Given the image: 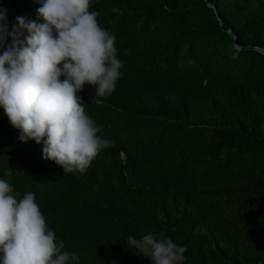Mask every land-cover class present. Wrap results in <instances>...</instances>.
Returning a JSON list of instances; mask_svg holds the SVG:
<instances>
[{"label": "trees", "instance_id": "1", "mask_svg": "<svg viewBox=\"0 0 264 264\" xmlns=\"http://www.w3.org/2000/svg\"><path fill=\"white\" fill-rule=\"evenodd\" d=\"M207 1L91 0L124 66L101 103L79 93L114 142L85 173L21 141L0 107V179L35 193L79 264H151L126 249L149 232L186 247L183 264H264V0ZM41 6L0 0L9 31L42 23Z\"/></svg>", "mask_w": 264, "mask_h": 264}, {"label": "clouds", "instance_id": "2", "mask_svg": "<svg viewBox=\"0 0 264 264\" xmlns=\"http://www.w3.org/2000/svg\"><path fill=\"white\" fill-rule=\"evenodd\" d=\"M42 23L17 17L11 26L0 8V107L19 139L43 142V156L65 174L85 173L92 161L114 142L98 135L100 129L86 114L79 93L94 87V100L116 90L120 69L116 36L98 23L91 0H38ZM28 36L21 39L23 31ZM10 41V42H9ZM63 77V79H61ZM7 175V173H5ZM163 234L128 236L132 249L151 264H183L186 247ZM45 215L28 191L23 198L0 179V264H79V256L63 251Z\"/></svg>", "mask_w": 264, "mask_h": 264}, {"label": "water", "instance_id": "3", "mask_svg": "<svg viewBox=\"0 0 264 264\" xmlns=\"http://www.w3.org/2000/svg\"><path fill=\"white\" fill-rule=\"evenodd\" d=\"M206 2H207L208 6H211V4L207 0H206ZM233 44L235 45V47L240 48V46L236 43L235 39L233 40ZM253 48H255V49H257V50H259V51L264 53V49H261V48H258V47H253Z\"/></svg>", "mask_w": 264, "mask_h": 264}]
</instances>
